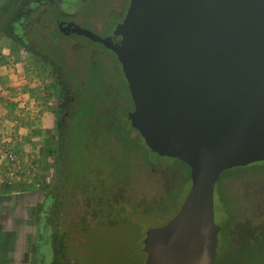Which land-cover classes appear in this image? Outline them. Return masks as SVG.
<instances>
[{"label":"flooded vegetation","instance_id":"obj_1","mask_svg":"<svg viewBox=\"0 0 264 264\" xmlns=\"http://www.w3.org/2000/svg\"><path fill=\"white\" fill-rule=\"evenodd\" d=\"M130 1L0 0V35L40 66L54 125L47 181L0 197V264H114L92 241L129 224L144 231L145 264L148 230L180 211L183 203L172 216L166 206L183 183L190 184L186 197L192 187L191 167L152 150L130 120L135 104L119 56L87 35L56 29L68 21L108 36ZM112 15L121 19L106 34L87 24ZM214 219V264H264V159L221 172ZM126 259L133 264V253Z\"/></svg>","mask_w":264,"mask_h":264},{"label":"water","instance_id":"obj_2","mask_svg":"<svg viewBox=\"0 0 264 264\" xmlns=\"http://www.w3.org/2000/svg\"><path fill=\"white\" fill-rule=\"evenodd\" d=\"M75 31L118 56L130 120L150 148L191 167L180 211L151 227L145 264H214V188L221 172L264 159V0H131L112 34Z\"/></svg>","mask_w":264,"mask_h":264},{"label":"rangeland","instance_id":"obj_3","mask_svg":"<svg viewBox=\"0 0 264 264\" xmlns=\"http://www.w3.org/2000/svg\"><path fill=\"white\" fill-rule=\"evenodd\" d=\"M120 19L112 15L111 21L103 20L94 26L87 24L96 32L106 34ZM48 93L40 66L0 35V197L28 190L49 177L52 149L48 142L52 139L54 125L52 99ZM105 166L110 168V165ZM182 188L185 190L166 206V213L171 216L183 203L190 184L183 183ZM226 188L225 183H220L218 189ZM143 236L144 231L129 224L103 231L92 243L101 246L97 252L112 254L114 264H128V253H133V264H140L139 260L144 259L139 253ZM224 249L221 244L218 252Z\"/></svg>","mask_w":264,"mask_h":264}]
</instances>
